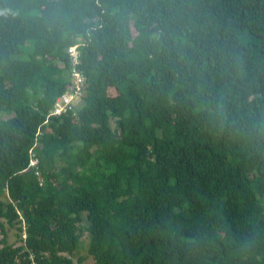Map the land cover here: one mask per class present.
Here are the masks:
<instances>
[{"label": "trees", "instance_id": "16d2710c", "mask_svg": "<svg viewBox=\"0 0 264 264\" xmlns=\"http://www.w3.org/2000/svg\"><path fill=\"white\" fill-rule=\"evenodd\" d=\"M0 111V264H264V0H0Z\"/></svg>", "mask_w": 264, "mask_h": 264}, {"label": "built area", "instance_id": "2783aa9c", "mask_svg": "<svg viewBox=\"0 0 264 264\" xmlns=\"http://www.w3.org/2000/svg\"><path fill=\"white\" fill-rule=\"evenodd\" d=\"M67 52L71 59L68 75L69 85L62 93L56 95L52 107L49 111L48 117L60 116L62 114L66 115L69 113H71V115H74L75 108L78 107L86 94L87 85L85 77L76 68L79 58L76 46L70 47ZM29 154L30 162L28 168H33L36 165L37 160L31 151L29 152ZM35 174L37 176L38 184L41 185L43 181L42 177L38 172H35Z\"/></svg>", "mask_w": 264, "mask_h": 264}, {"label": "rangeland", "instance_id": "374dc122", "mask_svg": "<svg viewBox=\"0 0 264 264\" xmlns=\"http://www.w3.org/2000/svg\"><path fill=\"white\" fill-rule=\"evenodd\" d=\"M11 116H13V113L0 111V120H4V119H6L8 117H11ZM110 125L113 126V121L110 122ZM73 160H74V156L72 154H69L67 159H66V164L72 162ZM79 172L83 174V170L82 169H80ZM16 233H17V231L14 228H10V229L7 230V243L8 244H13V245L17 244V243H15L16 242ZM81 240H82L83 245L85 246V244L87 242V234H84L81 237ZM81 254L86 256L85 260L83 261L82 264H92V258L88 257L85 254V250L82 249L81 250ZM77 257H78V255H76V254L71 257V260H72L73 264H77V261H76Z\"/></svg>", "mask_w": 264, "mask_h": 264}, {"label": "clouds", "instance_id": "9594fccd", "mask_svg": "<svg viewBox=\"0 0 264 264\" xmlns=\"http://www.w3.org/2000/svg\"><path fill=\"white\" fill-rule=\"evenodd\" d=\"M83 101H84V98L82 99V101H81V103L78 105V107L77 108H75V114H76V112H77V110H78V108H81L82 107V105H83ZM69 114H71V113H69ZM74 114V115H75ZM64 114H62V115H60V116H63ZM67 115V114H66ZM74 115H72V116H74ZM54 117H57V116H54ZM30 155V154H29ZM37 160V159H36ZM29 162H30V157H29ZM29 162H28V166H29ZM37 164V163H36ZM28 166H27V169H29L28 168ZM36 167V165L33 167V168H35Z\"/></svg>", "mask_w": 264, "mask_h": 264}]
</instances>
